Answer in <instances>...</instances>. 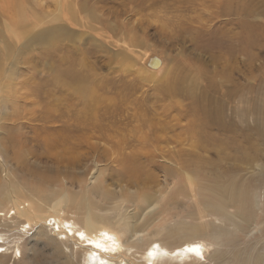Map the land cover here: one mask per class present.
I'll return each instance as SVG.
<instances>
[{"label": "rangeland", "instance_id": "rangeland-1", "mask_svg": "<svg viewBox=\"0 0 264 264\" xmlns=\"http://www.w3.org/2000/svg\"><path fill=\"white\" fill-rule=\"evenodd\" d=\"M226 1L0 0V69L4 73L3 77L0 76V88H4L0 91V138L5 135V125L13 130V136L18 132L16 138L24 135L34 136L36 140L20 148L24 154L21 158L30 156V161L42 159L46 162L48 148L44 139L49 134H53L55 138L59 136L61 133L57 130L63 123L73 129L70 134H74L79 119V126L84 130L81 141H84L71 151L73 164L57 165L56 162L53 164L48 160L42 164H48L47 167L51 168L53 173L66 170L61 172L60 176L53 175L50 178V182L56 178L58 187L47 191L63 188L72 198L88 194L91 200L109 208L107 216L118 213L130 215L139 206L145 207L139 196L150 192V196L158 201L160 206L151 212L147 210L144 218H154L151 223L140 228L142 237L139 240L155 237L168 246L173 240L170 237L172 232L175 239H179L188 235L184 234V229L194 225L199 226L198 238L208 240L207 225L211 223V218H198L200 214L192 209L191 200L192 196L198 200L199 182L202 188L209 190L208 180H203L202 177L209 176L211 164L190 158H184L178 163L179 146L175 137L179 132L176 120L177 97H171L172 102H168L164 97V87L167 80L176 78L182 66L180 63L187 61L196 62L202 70L211 74L220 88H232L234 85L235 88L230 93L233 97L230 99H234L235 105L238 98L247 100L255 92L259 80L264 78L263 53L255 48L251 54H244L238 63L239 73H231L225 66L226 54L222 47H260V38L264 39V0L239 1L242 15L234 10L230 11V14L224 13ZM17 5L22 8L20 11L24 17V21L18 25V18L15 17ZM20 11L17 15H20ZM32 15L37 16L34 18ZM241 23L244 25L243 44L233 37L241 30ZM21 32L22 36L17 35ZM36 37L40 40L31 43ZM31 47L34 49H30ZM43 49L45 53L41 52ZM13 52H17L13 55L15 58L11 56ZM72 52L79 53L83 59L82 69L86 78L84 84L90 89L84 99L83 117L75 113L76 102H65L62 93L64 90L60 85L53 83L57 70L59 71L61 65L66 66L58 59V54ZM46 54L48 57L43 56ZM159 59H163L161 68H157L162 62ZM148 61L150 64H147ZM66 105L70 117L60 118V114L64 110L66 112ZM168 111L169 114L166 115ZM48 115L53 118L50 120ZM247 116L251 121L253 115ZM157 122L168 125L166 130L161 132L164 138L161 137L158 142L154 140L155 133L152 135ZM170 126L174 128L169 130ZM260 127L261 137L263 136L260 141L264 145V116ZM145 132L149 133L147 142L150 139L153 141L143 145L141 134ZM73 137L74 135L72 139ZM123 138L131 141V145H126L125 142L120 144ZM168 138L171 139L169 142ZM73 140L70 144L75 146L76 141ZM4 146L8 154L12 155L7 159V172L0 168L3 190L9 186L12 194L19 197L16 203L19 208L25 207L30 200L38 198L29 186L19 184L21 179L17 175L21 172L23 162L13 159L16 147L12 150L8 144ZM61 146L64 147L58 143L56 150L59 153ZM30 148H34L32 150L35 151V156L26 154L32 151ZM54 155L56 156L55 153ZM128 155H134L144 161L141 164L148 165L145 166L148 171L145 169L153 176L152 185L148 187L141 183L131 186L124 177L118 175L121 168L119 161ZM148 156L152 159V164L147 163ZM206 159L208 160V156ZM39 170L43 169L39 167ZM197 170H200V174L195 173ZM6 177L10 179L9 185ZM24 178L28 184L40 183L35 176L26 175ZM96 179L102 180L105 190L116 194L125 191L122 193L125 199L119 209L114 210V205L110 202L101 203V196L86 193L93 187ZM180 186L186 191L181 201L188 202L187 210L191 212V218H185L184 213L164 209V203ZM118 200H121L120 196ZM10 205L6 204V207ZM41 207L46 213L62 215L64 212L68 216L71 214L66 213V209L57 212L58 208L47 203ZM8 215H11V211ZM142 219L141 216L139 222ZM34 230L35 228L21 239L26 245L21 250L22 256L18 258L19 251L11 252L9 259H5V264H15L16 260H20L19 264H61V260L53 255L51 250L54 244L46 239L37 240ZM46 232L50 236L48 230ZM86 239L87 245L96 248L103 255L112 256L116 253L100 245L95 247L94 240L87 237ZM259 246L258 243L257 249ZM185 249L186 245L182 250L187 252ZM212 250L213 246L210 245L205 256L211 254ZM228 256L230 260V255ZM104 259L112 262L108 257L104 256ZM229 260L225 255H221L213 264H228Z\"/></svg>", "mask_w": 264, "mask_h": 264}, {"label": "bare ground", "instance_id": "bare-ground-1", "mask_svg": "<svg viewBox=\"0 0 264 264\" xmlns=\"http://www.w3.org/2000/svg\"><path fill=\"white\" fill-rule=\"evenodd\" d=\"M239 1L241 2V0H227L224 5V13L230 14L229 12L234 10V12L242 15ZM20 9H22L20 5L15 7V11L17 10L15 17L18 18L16 25L24 21ZM19 11L21 13L17 15ZM36 16L32 15L34 18ZM243 26L241 23V30L233 36L242 44L244 42ZM13 33L15 32L13 31ZM17 35L22 36L23 32ZM260 39H262L259 42L260 47H222L225 49V66L227 70L230 69L231 73H239L238 63L240 58L246 53L251 54L255 48L261 51L264 56V39ZM39 40L40 38L36 37L31 40V43ZM25 48L29 49V47ZM30 49H34V47ZM38 51L40 52V50ZM41 52H44V49ZM16 53L13 52L11 56L15 58L13 55ZM43 56L45 57L47 54ZM58 59L66 66L61 65L60 69L58 67L59 71H55L56 77H54L53 83L60 85L64 90L62 93L65 102H76L74 103L75 113H77V116L83 117L84 99L90 90L84 84L86 78L82 69L83 59L79 53L76 54L75 52L58 54ZM162 60L159 59V61ZM148 63L150 64L149 61ZM180 64L182 66L177 72L176 78L167 80L165 83L164 97L168 102L171 97H177L176 120L179 132L175 137L179 146L178 163L182 162L184 158H190V160L211 164L209 176L204 177L202 174L203 180H208L209 190L202 188V184L199 182L198 200L194 196L191 200L192 209L200 214L198 218L201 216L211 218V223L209 226L207 225L209 239L204 240V242L203 239L198 238L199 226L194 225L184 229V234L188 235H184L179 239H177L178 237L175 239L172 232L170 237L173 240L171 239L172 241L168 246L155 237H146L139 240L142 237L140 228L151 223L154 218V216L144 218L148 213L147 210L149 209L151 212L154 208L160 206L159 202L150 196V192L142 193L139 196L145 207L139 206L130 215L118 213L114 216H107L106 212L109 208L100 206L99 203L91 200L88 194H85L84 197L76 198V196H73L72 198L63 188L47 191V189L58 187L56 178L52 182H50V178L53 175L58 177L61 172L66 170H57L54 171L56 173H53L51 168L47 167L48 164L44 166L42 164L47 163V160L53 164L56 162L57 165L73 164L72 160L74 159L71 151L84 141H81L84 130L79 126V119L78 127L75 129V133L72 134L75 137H73L76 141L75 146L70 144L73 140L70 131L73 129L71 130L65 123L59 126L57 130L61 133V136L55 138L53 134H49L44 139L45 146L48 148L46 162H43L42 159L30 161V156L21 158L24 155L21 147L36 140V138L34 136L27 137L28 135L16 138L18 132L13 136V130L8 129V126L5 125V135L0 138V168L2 171L7 172V159L12 155V153L8 154L4 144H8V147L11 146L12 150L16 147L15 152H13V159L23 162L21 172L17 175L21 179V183L17 178V184L29 186L35 192L38 200L32 199L25 207L19 208V205L16 204L19 197L12 194L9 186L6 190H3L4 187L0 181V212L4 211V213H0V264H5L4 261L9 259L11 252L19 251L18 258L22 256L21 250L26 245L21 239L33 228H35L34 232L37 240L46 239L54 244L51 250L53 255L61 260V264H213L221 255H225L227 260H229L228 255H230L228 264H264V145L260 141L263 137H261L260 123L264 116V78L259 80L257 88L254 89L255 92L247 100L238 98L235 105V101L233 103L234 99H230L233 97L230 93L235 88L234 85L232 88L227 86L222 89L214 81L215 78L202 70L196 62L188 63L186 61ZM161 67H163V61L157 68ZM151 68L153 69V67ZM2 72L3 70L0 69L1 77L4 76ZM3 90L4 88H0V91ZM230 101L231 104H229ZM65 108L66 112L64 110L60 114V118H67L70 115L68 114V105ZM168 114L169 111L166 115ZM247 114L253 115L251 121ZM47 118L51 120L53 117L48 115ZM63 122L65 121L63 120ZM146 122L148 123V121ZM164 125L157 122L154 126L152 135L155 133L154 140L157 142L164 138L161 132L163 133L168 126ZM172 128L174 127L170 126L169 130ZM147 135L149 133L141 134L143 145L151 141L149 136L150 140L147 142ZM12 136L15 138L14 140ZM167 140L169 142L171 139L168 138ZM124 142L126 145H131V141L125 138L122 139L120 144ZM58 143L64 146L63 148L61 146V153L56 150ZM53 147H56L53 150L56 156L51 150ZM32 151L26 154L35 156V151ZM206 156H208V160ZM150 160L152 159L147 160L148 164H152ZM142 162L144 161H140L134 155L123 157L122 161H119L121 168L118 175L124 177L128 185L142 183L149 187L153 176L147 172L148 168L145 166L148 165L145 163L143 165ZM38 164L43 169L42 171L39 170ZM195 173L200 174V170L195 171ZM26 175L35 176L40 183L28 184L24 178ZM6 179L9 185L10 179L8 177ZM94 183L93 187L86 193L101 196L100 202L103 204L110 202L114 205V210L123 205L122 202L125 198L122 197V193L125 191L116 194L113 191L105 190L101 179L100 181L96 179ZM185 192L183 187L177 188L176 192L164 203L166 204L164 209H171L179 214L184 213L185 218H191L192 214L187 210L188 202L181 201ZM118 196L121 197L120 201ZM8 203L11 204L10 207H6ZM45 203L58 208L57 212L66 209V213L70 212L71 214L68 216L64 212L62 215L59 213H46L47 211L41 207ZM10 211L11 215H8ZM159 215H161V212ZM141 216L143 219L139 222ZM47 221L48 223H46ZM46 230H48L50 236ZM86 237L96 242L93 243L95 247L100 245L116 253L112 256L101 254L96 248L87 245ZM190 242L191 245H189ZM258 243L260 244L259 249H257ZM185 245L187 252L182 250ZM210 245L213 246L212 253L205 256ZM219 247L225 249L220 250ZM245 250H248V252ZM174 252L176 253L173 254ZM104 256L110 258L112 262H108L107 259H104ZM15 262V264H19L20 260Z\"/></svg>", "mask_w": 264, "mask_h": 264}]
</instances>
